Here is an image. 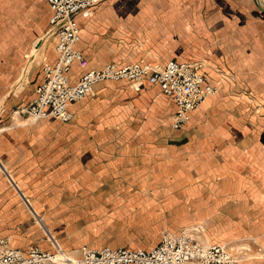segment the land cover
<instances>
[{"label": "crops", "instance_id": "0c3cea01", "mask_svg": "<svg viewBox=\"0 0 264 264\" xmlns=\"http://www.w3.org/2000/svg\"><path fill=\"white\" fill-rule=\"evenodd\" d=\"M50 16L46 0H0V239L49 252L48 236L71 258L184 233L264 264V13L254 0H100L77 17L87 67L72 65V84L111 63L199 67L218 93L179 129L172 97L128 81L96 84L66 123L15 113L55 61L48 39L15 87Z\"/></svg>", "mask_w": 264, "mask_h": 264}, {"label": "built area", "instance_id": "2783aa9c", "mask_svg": "<svg viewBox=\"0 0 264 264\" xmlns=\"http://www.w3.org/2000/svg\"><path fill=\"white\" fill-rule=\"evenodd\" d=\"M100 0H46L51 16L47 33L53 40L55 61L43 65V81L35 90V97L15 113L39 121L54 118L69 122L72 114L68 105L91 94L93 87L105 81H128L138 89L145 85L158 87L175 101L176 110L170 127L179 129L189 120L188 114L199 109L204 100L218 93L196 64L169 61L164 65L132 63L120 66L108 64L97 70L84 72L77 83L70 82L73 64L86 69L87 61L75 48L80 40L77 17H88ZM46 236V234H45ZM51 251L38 247L26 253L12 248L7 239H0V264H238V259L224 244L198 243L191 235L163 234L159 243L150 249L81 247L73 258L57 249L46 236Z\"/></svg>", "mask_w": 264, "mask_h": 264}, {"label": "bare ground", "instance_id": "6f19581e", "mask_svg": "<svg viewBox=\"0 0 264 264\" xmlns=\"http://www.w3.org/2000/svg\"><path fill=\"white\" fill-rule=\"evenodd\" d=\"M258 4L264 8V5L262 3H264V0H257ZM262 2V3H261ZM53 33V30H51L50 32L47 33V35L45 37H43L42 39H40L38 42L35 43V45L32 47L30 55H29V59L27 64L25 65V67L22 70V74H21V78L20 80L17 82V86H15L17 89H20L18 87H20V85L22 83H25V81L27 80L28 75L30 74L31 68L33 63L37 60L38 58V54L40 51L41 46L44 44V42H46L49 38V36ZM14 87V89H15ZM229 250L232 252L231 248L228 247ZM73 258V257H71Z\"/></svg>", "mask_w": 264, "mask_h": 264}, {"label": "water", "instance_id": "95a60500", "mask_svg": "<svg viewBox=\"0 0 264 264\" xmlns=\"http://www.w3.org/2000/svg\"><path fill=\"white\" fill-rule=\"evenodd\" d=\"M254 3H255V5H256V7H257L260 11H262V12L264 13V8H262V7L258 4L257 0H254Z\"/></svg>", "mask_w": 264, "mask_h": 264}, {"label": "rangeland", "instance_id": "374dc122", "mask_svg": "<svg viewBox=\"0 0 264 264\" xmlns=\"http://www.w3.org/2000/svg\"><path fill=\"white\" fill-rule=\"evenodd\" d=\"M49 43H51V48L53 49V40H51ZM47 48H49L48 44H46V46H45V49H47Z\"/></svg>", "mask_w": 264, "mask_h": 264}]
</instances>
